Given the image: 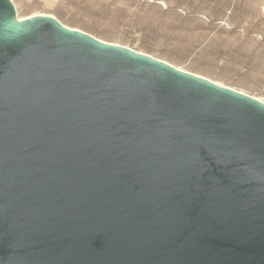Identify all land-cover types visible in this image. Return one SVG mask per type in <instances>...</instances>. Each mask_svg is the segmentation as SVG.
Returning <instances> with one entry per match:
<instances>
[{"label":"water","instance_id":"obj_1","mask_svg":"<svg viewBox=\"0 0 264 264\" xmlns=\"http://www.w3.org/2000/svg\"><path fill=\"white\" fill-rule=\"evenodd\" d=\"M0 264H264V101L0 0Z\"/></svg>","mask_w":264,"mask_h":264},{"label":"rangeland","instance_id":"obj_2","mask_svg":"<svg viewBox=\"0 0 264 264\" xmlns=\"http://www.w3.org/2000/svg\"><path fill=\"white\" fill-rule=\"evenodd\" d=\"M264 101V0H12Z\"/></svg>","mask_w":264,"mask_h":264}]
</instances>
